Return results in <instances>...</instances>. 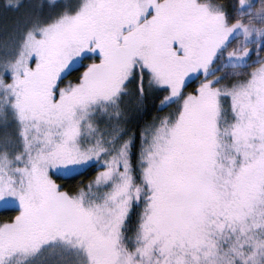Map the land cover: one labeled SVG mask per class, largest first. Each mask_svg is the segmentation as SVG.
I'll list each match as a JSON object with an SVG mask.
<instances>
[{"label": "snow or ice", "instance_id": "obj_1", "mask_svg": "<svg viewBox=\"0 0 264 264\" xmlns=\"http://www.w3.org/2000/svg\"><path fill=\"white\" fill-rule=\"evenodd\" d=\"M0 264H264V0H0Z\"/></svg>", "mask_w": 264, "mask_h": 264}]
</instances>
